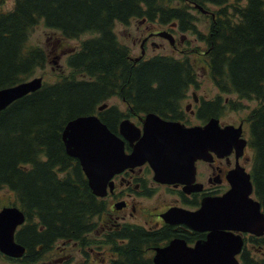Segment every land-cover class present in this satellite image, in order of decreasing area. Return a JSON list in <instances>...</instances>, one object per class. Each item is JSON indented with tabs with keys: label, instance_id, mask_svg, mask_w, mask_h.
I'll list each match as a JSON object with an SVG mask.
<instances>
[{
	"label": "trees",
	"instance_id": "obj_1",
	"mask_svg": "<svg viewBox=\"0 0 264 264\" xmlns=\"http://www.w3.org/2000/svg\"><path fill=\"white\" fill-rule=\"evenodd\" d=\"M237 1V0H236ZM0 0V88L32 77L49 58L41 46L28 43L43 22L65 38L89 33L66 57L68 73L10 103L0 111V188L14 192L25 222L15 241L25 248L21 264L42 260L58 241L90 243L96 216L105 209L90 190L78 160L65 151L62 131L79 115L95 113L110 130L108 116L155 112L168 116L185 88L197 83V65L188 57L153 55L133 61L114 31L132 18L177 22L195 32L190 5L219 6L207 37L202 68L221 89L257 102L250 114L249 146L254 196L264 213V0L244 4L228 0H14L3 10ZM117 94L127 113L115 107L97 110ZM175 233L124 225L102 241L114 257L98 264H154L150 249ZM186 241L192 238L184 237ZM124 239V241H120ZM1 255V254H0ZM240 264H264V236L250 237Z\"/></svg>",
	"mask_w": 264,
	"mask_h": 264
},
{
	"label": "water",
	"instance_id": "obj_2",
	"mask_svg": "<svg viewBox=\"0 0 264 264\" xmlns=\"http://www.w3.org/2000/svg\"><path fill=\"white\" fill-rule=\"evenodd\" d=\"M41 85L42 78L34 77L0 88V111ZM105 106L102 104L98 110ZM231 128H220L215 119L203 127L186 128L147 113L141 135L135 124L125 118L119 130L132 144V151L127 154L123 140L97 115L87 114L66 123L62 140L66 153L78 160L92 193L104 196L114 174L145 161L154 170L155 179L166 183L187 182V176L193 175L194 161L206 157L208 148L226 147ZM134 140H137L135 144ZM244 144L243 140L241 146ZM230 181L232 187L228 192L206 198L196 211L174 208L162 214L167 223H183L193 230L206 231L207 235L193 245L175 237L166 245L155 247L154 264H240L237 256L243 239L233 231L264 235V213L260 203L250 196L253 187L249 174L237 172ZM24 221L25 215L18 206L0 208V252L4 255L21 257L24 253L25 248L14 239Z\"/></svg>",
	"mask_w": 264,
	"mask_h": 264
},
{
	"label": "flooded vegetation",
	"instance_id": "obj_3",
	"mask_svg": "<svg viewBox=\"0 0 264 264\" xmlns=\"http://www.w3.org/2000/svg\"><path fill=\"white\" fill-rule=\"evenodd\" d=\"M208 5L214 6L215 10H209ZM190 7V11H197L202 16H208L211 20L215 18L214 12L219 8V6L212 4H207L205 7H195L193 5H190ZM193 15L195 16V14ZM132 19L140 20L141 23L149 24L155 29L149 30L144 35L138 37L140 54L132 58H144L148 46L156 51L163 49L164 44L155 40L161 37L166 40V44L173 52L170 54L157 52L153 55L190 58L189 53H193L200 60L204 61L207 59L209 47L207 37L205 39V36L209 35V28L206 32L198 29L196 16L193 21L195 32L192 30L182 31L177 22L161 23L157 19ZM210 23L211 21L209 22V26ZM187 33L194 34L195 41L203 40L206 47L203 50L195 52H193L194 49H190L187 46L184 47ZM187 41L189 42V40ZM202 73L203 77L210 81L211 87L208 86L206 90H203L201 87V76L197 73V83L190 84L185 88L176 108L168 116L155 112H146L131 113L128 117L139 129L140 134L143 133L144 116L147 113H155L162 120L176 122L186 128L194 126L203 127L209 121L215 119L220 128L232 127L230 133L227 135L226 147L218 149L215 147L208 148L205 152L206 157L197 158L194 161L193 175L191 177L187 176V182L166 183L155 179L154 170L147 161L134 167H127L115 174L110 182L111 186L109 184L106 186V195L99 197L104 202L105 209L101 214L96 216L97 228L93 232L87 233L90 242L92 235L104 240L108 232L119 230L124 225H135L143 227L148 231H161L167 228L175 233L169 240L179 237L186 241L184 237H188L192 238V241H186L187 244L193 245L197 240L205 239L207 232L193 230L183 223H167L162 214L174 208L196 211L206 198L219 197L228 192L232 187L230 178L235 173H247L251 175L252 150L248 143L249 118L251 111L256 106L250 107L251 103L256 101L251 97H239L237 93L228 89H221L214 84V80L209 75V70L202 68ZM114 97H118L125 104L123 110L116 104H108V101L114 99ZM104 103L106 104L104 109L115 107L123 113H127V103L117 94L106 99ZM125 117L115 118L108 116V120L112 126L111 129H113L111 131L123 140L125 153H130L132 144L120 134L119 130L120 123ZM243 140L245 144L241 146ZM136 142L137 140H134L133 144ZM161 189L173 194V200L163 198L164 195L160 192ZM251 196L254 197V193ZM143 201H147V203L144 204ZM233 232L242 237V248L250 246V233L242 231ZM120 241L122 242L124 239ZM60 242L66 243L65 241ZM167 242L165 240L159 246H164ZM70 243L72 248H76L77 252L83 257L82 262L78 264H97L107 261L114 255L107 251L109 245L105 244L103 245L104 251L100 249L104 252V256L101 260L94 261V253H98L100 246H93L92 243L82 246L77 241H70ZM55 245L46 255L52 252ZM155 247H158V245L151 247L150 252L154 253ZM105 253H108L106 257ZM62 258H56L52 261L53 264H60ZM37 263L44 264L45 262L42 259L32 264Z\"/></svg>",
	"mask_w": 264,
	"mask_h": 264
},
{
	"label": "rangeland",
	"instance_id": "obj_4",
	"mask_svg": "<svg viewBox=\"0 0 264 264\" xmlns=\"http://www.w3.org/2000/svg\"><path fill=\"white\" fill-rule=\"evenodd\" d=\"M230 3L237 2L240 4H244L246 0H228ZM14 4V0H5V2L2 4L3 10H9L12 8ZM209 10L214 11L215 7L208 5ZM192 11V10H191ZM193 14H195L197 20V27L198 29L206 32L209 28V22L211 19L208 16H202L197 11H192ZM154 29L149 24H143L140 22V20L137 19H131V21L128 24L123 23H115L114 25V31L116 33L117 39L124 45H126L129 48L131 57H136L140 54V48H139V40L138 37L144 35L147 31ZM158 29V28H157ZM155 30V29H154ZM91 35L89 33H84L80 35L77 38H65L63 37L60 32L56 29L50 28L45 26V24L41 21L39 22L30 32L28 43L31 45H38L43 47L49 54V58L47 60V64L45 65L44 69H37L32 77H39L41 76L43 81L46 82H53L58 78V75L68 73V69L66 67V57L67 55L78 48L81 41L90 37ZM187 39L185 40L184 47H188L190 49H194L193 52L197 50H203L206 47V44L203 42V40H194V34L187 33L186 35ZM195 37H197L195 35ZM158 42H162L164 44V48L156 51L153 50L150 46L147 47V52L144 55V58L151 57L154 53L161 52V53H167L170 54L173 52L171 48L166 44V40L162 39L161 37L156 38ZM189 40V42L187 41ZM188 43H187V42ZM175 55V53H174ZM178 57V56H177ZM189 57L191 61L194 62L195 65H197V73H199L201 76V87L203 90H206L210 85V81H208L205 77H203L202 73V61L198 59L197 56H195L193 53H189ZM108 104H116L118 105L121 110L125 108V104L122 103V101L118 97H114V99H111L108 101ZM256 105V102L251 103L250 107H254ZM160 192L164 195L163 198H167L169 200H173L174 195L171 193H168L166 190H160ZM144 204L147 203V201H143ZM17 205V199L13 191H11L7 187L0 188V207L5 205ZM93 246H100L98 253H94L95 260H101V258L104 256V249L102 243V239L98 236L92 235L91 242ZM100 249H103L100 250ZM107 251H109V248L107 247ZM108 255V253H105V257ZM61 263L60 264H78L82 262L83 257L80 255L76 248H72L70 242H66L65 244L58 241L53 248L52 252L48 255H45L43 257L44 264H53V260L56 258H60ZM0 264H21L18 262H9L6 260L3 256L0 255ZM41 264V263H37Z\"/></svg>",
	"mask_w": 264,
	"mask_h": 264
}]
</instances>
